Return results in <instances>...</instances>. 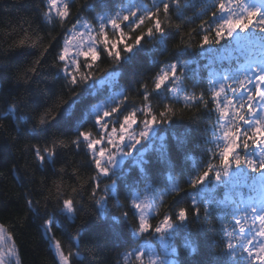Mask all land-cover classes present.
Returning <instances> with one entry per match:
<instances>
[{
  "label": "snow or ice",
  "instance_id": "obj_1",
  "mask_svg": "<svg viewBox=\"0 0 264 264\" xmlns=\"http://www.w3.org/2000/svg\"><path fill=\"white\" fill-rule=\"evenodd\" d=\"M75 2L42 0L38 15L46 24L64 25ZM99 6L92 22L78 14L63 45L57 42L53 49L56 77L71 92L87 86L78 94L82 103L57 100L43 107L32 85L42 82L45 54H51L44 48L14 76L25 95L4 98L0 108V120H10L13 130L29 140L27 151L38 169L67 175L70 165L61 151L66 148L88 158L92 174L86 188L77 185L71 189L74 196H65L62 185L55 184L57 213L74 220L76 196L83 201L87 191L112 239L126 248L120 264H264V0H107ZM89 9L95 11L86 4L84 10ZM189 11L190 22L200 21L195 53L192 32L186 41L181 27L171 22L173 15L183 19ZM19 28L26 38L9 51L42 42L40 37L33 41L23 24ZM177 35L180 46L173 59L161 62L156 53H168ZM102 54L115 62L113 68L100 70ZM124 65L133 69L127 85L120 84ZM147 71L154 74L148 77ZM132 91L139 104L130 102ZM181 103L215 120L202 131L198 125L177 126ZM178 172L188 177L183 185ZM175 197L180 199L153 224L165 201ZM50 199L45 198L41 217L40 202L26 198L28 210L43 220L46 237L57 219L47 213ZM112 201L116 214L109 209ZM192 218L197 224L216 220L219 240L210 245L203 227L193 232ZM5 231L0 224V264H20L11 235V246L3 247ZM50 240L58 264L79 257L78 249L65 252L54 235ZM194 255L200 259L188 258Z\"/></svg>",
  "mask_w": 264,
  "mask_h": 264
},
{
  "label": "trees",
  "instance_id": "obj_2",
  "mask_svg": "<svg viewBox=\"0 0 264 264\" xmlns=\"http://www.w3.org/2000/svg\"><path fill=\"white\" fill-rule=\"evenodd\" d=\"M102 2H107V0H76L72 7L70 22L61 25L59 22L46 24L42 17L38 15L43 6L42 0H0V77H3L0 80V108L3 107L2 100L4 98L12 100L16 99L17 96L25 95L23 87L18 89L14 76L19 70L28 67L37 59L44 48H49L51 54H45L47 63L43 65V75L39 77L42 82L39 85H32L34 90L38 89L37 94L41 96L43 107H51L57 100L71 103L73 99H77L78 104L82 103L78 98V94L87 86L83 85L81 88L76 89V92H71L64 85L63 80L56 77L55 73L59 66L55 60L56 52L53 49L56 48L57 42L61 46L63 45L66 29L71 27V22L75 21L78 14L92 22V18L101 11L99 5ZM150 2L151 0H145V3L150 4ZM86 4H91L95 11L91 9L84 10ZM189 17H192L190 11L183 19L173 15L171 22L173 26L179 25L181 27L182 32L180 35H183L186 41L188 39L187 33L192 32L195 40L192 41L191 51L195 53L199 51L196 46L199 40L196 32L199 31L200 21L190 22ZM21 24L28 29L33 41L40 37L42 42L37 47L17 48L15 52L9 51L11 44L26 38L20 31L19 25ZM193 29L196 31H193ZM180 35L169 41L168 53L164 55L156 53L157 59L161 62L173 59L180 46ZM146 47L151 49L153 45L148 44ZM58 50L57 48L56 51ZM16 52H31L32 55H16ZM148 59L150 60V58ZM114 66L115 62L108 60L102 54L101 62H99L100 70L106 71ZM121 71L123 75L120 84L127 85L132 78L133 69L124 65ZM153 74V71H147L148 77ZM9 93H15V95H9ZM130 98V102L136 104L141 102L135 91L130 92ZM28 99H30V95ZM66 106L67 104L64 105V107ZM43 107L41 111H43ZM26 111L31 112L32 109L29 107ZM214 120L215 115H212L211 119H207V114L203 109H187L183 107L182 103L176 105L174 122L177 126L191 125L196 127L198 125L202 131L206 123L211 124ZM0 128L4 131V135L0 136V224L5 226L7 235L12 237L20 264H58L54 248L51 245V235H54L55 239L61 242L65 252L69 249L75 252L78 249L80 255L73 258L72 264H120V255L126 248L122 246V241L117 242L112 239L110 230L97 217L96 211L88 199L87 191L84 192L83 201H80L79 196H76L78 211L74 220L59 216L57 213L55 184L62 185L65 196L75 195L71 191L72 187L77 185L87 187L86 182L92 174V169L88 167L89 160L85 154L81 152L76 155L72 149H62L64 159L70 165L67 175H52L50 169H38L36 162L27 151L29 140L19 136L13 130L10 120H0ZM61 139L68 140L69 137L61 134ZM56 167L58 170L61 165L58 164ZM74 168L78 169L76 176L72 175ZM187 178V175L181 177L179 172L177 173V179L182 185ZM158 187L162 189L163 184L161 183ZM187 191L189 189L185 185V192ZM49 195H51V199L48 201L47 213L49 215L56 214L57 219L52 233L46 237L42 228L43 220L28 210L26 198L40 202L39 209L42 217L45 214V198ZM181 195H184V193H181ZM176 199H180V197L168 198L165 201L160 208V214L152 219L153 224L159 222L162 215L169 210ZM114 203V201L109 203L112 214H116ZM121 203L126 204L122 196ZM192 219L191 230L193 232H197L203 227L208 233V243L210 245L219 240L220 226L216 220L209 224H197L195 218ZM78 232H80L79 241L76 240ZM219 251L220 249L216 248L212 252V257L214 258ZM188 258L192 260L200 259L198 255Z\"/></svg>",
  "mask_w": 264,
  "mask_h": 264
},
{
  "label": "flooded vegetation",
  "instance_id": "obj_3",
  "mask_svg": "<svg viewBox=\"0 0 264 264\" xmlns=\"http://www.w3.org/2000/svg\"><path fill=\"white\" fill-rule=\"evenodd\" d=\"M7 237L8 235H7V232L5 231V242L3 244L5 251L11 246V243H12L11 241L7 240Z\"/></svg>",
  "mask_w": 264,
  "mask_h": 264
},
{
  "label": "rangeland",
  "instance_id": "obj_4",
  "mask_svg": "<svg viewBox=\"0 0 264 264\" xmlns=\"http://www.w3.org/2000/svg\"><path fill=\"white\" fill-rule=\"evenodd\" d=\"M55 252V251H54ZM58 261V260H57Z\"/></svg>",
  "mask_w": 264,
  "mask_h": 264
}]
</instances>
